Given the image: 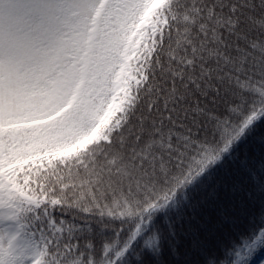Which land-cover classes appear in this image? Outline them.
<instances>
[{"label":"snow or ice","instance_id":"snow-or-ice-1","mask_svg":"<svg viewBox=\"0 0 264 264\" xmlns=\"http://www.w3.org/2000/svg\"><path fill=\"white\" fill-rule=\"evenodd\" d=\"M261 120L264 0H0V264L158 255L155 216Z\"/></svg>","mask_w":264,"mask_h":264},{"label":"trees","instance_id":"trees-1","mask_svg":"<svg viewBox=\"0 0 264 264\" xmlns=\"http://www.w3.org/2000/svg\"><path fill=\"white\" fill-rule=\"evenodd\" d=\"M261 178L264 120L254 124L222 162L187 190V201L180 200L176 207L155 216V227L150 229L157 233L160 252L148 253L134 264H232L236 253L264 228V191L256 184ZM72 223L84 227L79 219ZM89 227L90 238L97 244L111 241L108 227L95 221Z\"/></svg>","mask_w":264,"mask_h":264},{"label":"rangeland","instance_id":"rangeland-1","mask_svg":"<svg viewBox=\"0 0 264 264\" xmlns=\"http://www.w3.org/2000/svg\"><path fill=\"white\" fill-rule=\"evenodd\" d=\"M263 248H264V246H258L257 249L254 252H252L249 257H247V259L245 260L244 264H247L249 260H251L252 258L256 257V254L258 253V251L262 250ZM255 263L256 264H264V260L262 262L257 261ZM234 264H235V262H234Z\"/></svg>","mask_w":264,"mask_h":264}]
</instances>
